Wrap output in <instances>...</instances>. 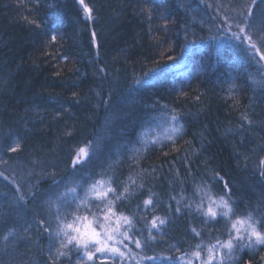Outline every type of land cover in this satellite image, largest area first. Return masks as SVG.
<instances>
[{"label":"trees","instance_id":"16d2710c","mask_svg":"<svg viewBox=\"0 0 264 264\" xmlns=\"http://www.w3.org/2000/svg\"><path fill=\"white\" fill-rule=\"evenodd\" d=\"M84 2L91 20L79 0H0V264H114L75 248L58 257L50 205L78 180L109 177L118 192L129 185L117 210L132 233L146 238L153 217L165 220L143 253L158 259L143 264H201L195 246L205 257L227 235L222 217L197 211L196 185L230 192L241 214L264 212V0ZM249 9L259 52L232 36ZM82 147L89 156L73 167ZM228 264H264V246Z\"/></svg>","mask_w":264,"mask_h":264},{"label":"snow or ice","instance_id":"6c2138e0","mask_svg":"<svg viewBox=\"0 0 264 264\" xmlns=\"http://www.w3.org/2000/svg\"><path fill=\"white\" fill-rule=\"evenodd\" d=\"M255 2L256 0H252L253 4ZM79 4L83 6L86 18L91 20L92 8L85 4L84 0H79ZM252 15L253 13L249 9L248 15L244 17V26H241V23H237L236 27L239 32L232 33V36L235 39H246L252 48L259 52L260 49L256 48L252 37L245 32L246 27H251L248 24V19ZM29 22L36 24L35 20ZM227 30L231 31V28L229 27ZM241 34H244L243 37H241ZM95 35V32H93V39H95ZM52 40H56V35L52 36ZM64 59H67V57H64ZM260 59L264 60V54L260 56ZM163 107L168 109L167 105ZM171 113V115H168L167 112L164 113L168 115L167 122L170 129L166 139L174 147L176 140L182 135L183 125L180 123L179 115L175 108L171 109ZM244 118L247 119V117ZM153 143L160 142L153 141ZM161 146L163 145L161 144ZM17 147L19 146L17 145ZM15 150V148L11 149V151ZM88 156L89 152L87 149L80 148L76 159L73 160V167ZM258 167L260 169L259 175L264 178V159H260ZM0 176H4V173L0 172ZM7 178L5 177V179ZM213 179L215 180V176ZM129 181L131 184H135L131 177H129ZM78 188L83 190V196L78 192ZM224 188L228 189L227 183L224 184ZM17 191H19V186H17ZM68 192L72 193L71 200L66 199ZM127 194H129V185L125 184L123 191L118 192L117 187H113L112 178L109 177L107 180L97 179L91 183L78 180L72 187L67 188L65 193H60L56 198V202L50 201V205L54 203L56 208L55 219L57 227L55 235L59 242V248L56 250L57 256L67 255L61 249L75 248L82 251L86 261H92L98 253L105 258H111L114 264L117 258L121 261V264H131L133 260H135L136 264H143L144 261L158 259L156 256H148L143 253L149 241L155 240L152 229L159 230L158 224H165V220L153 217L148 228L147 237L142 239L143 233L140 236H136L132 233L133 220L124 215L122 211L117 210ZM194 195L201 197V202L197 205V211L212 220H215L218 216L222 217L227 235L225 240L217 238L215 243L206 245L207 255L205 257L201 256V245L197 244L195 246L197 250L192 252L191 255L200 260L201 264H228L237 251L244 248L255 249L257 246H264V212L256 215L254 212L259 211V209H256L241 214L234 207L235 201L232 200L230 192L214 195L212 186L207 184V182H203V187L196 185ZM21 199H23V196H21ZM205 199L207 200L206 208L204 207ZM152 203L153 201L150 198L144 200L145 208L152 205ZM176 210L179 211V208ZM41 223L44 222L41 221ZM192 232L197 237L200 236V233L195 228L192 229ZM4 239L7 240V236ZM125 241L129 243H125ZM129 244H134L135 248L140 251L134 252L129 247ZM177 259L179 260L180 258ZM186 264H191V260L186 261Z\"/></svg>","mask_w":264,"mask_h":264},{"label":"rangeland","instance_id":"374dc122","mask_svg":"<svg viewBox=\"0 0 264 264\" xmlns=\"http://www.w3.org/2000/svg\"><path fill=\"white\" fill-rule=\"evenodd\" d=\"M82 252V251H80ZM105 257H103L101 254H97L93 259H97V260H100V259H104ZM93 261V260H92ZM92 261H88V262H92Z\"/></svg>","mask_w":264,"mask_h":264}]
</instances>
